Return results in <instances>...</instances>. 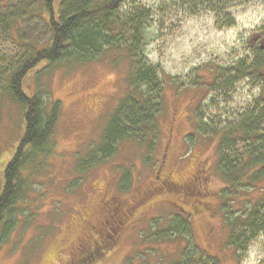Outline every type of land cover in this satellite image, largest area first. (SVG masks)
<instances>
[{"label":"trees","instance_id":"1","mask_svg":"<svg viewBox=\"0 0 264 264\" xmlns=\"http://www.w3.org/2000/svg\"><path fill=\"white\" fill-rule=\"evenodd\" d=\"M129 1L41 0V18L48 28V39L41 46L34 42L24 45L22 54L0 72V122L3 116L10 115L11 110H16L23 124L18 146L3 172L0 233L18 224L20 219L16 212L22 215L25 209L26 214L22 218L30 217L34 208L33 212H38V208L33 206L36 204L34 200L43 201V193L52 186L56 187V183L45 185L44 180L52 170L50 160L56 149L53 135L61 114L60 103L50 100L47 106L41 93L27 95L22 87L26 74L40 62L48 66L61 62L75 66L87 63L115 66L126 60V94L109 116L98 152L111 156L123 141H131L139 149L144 140H148L145 144L148 162L154 161L151 157L158 132V114L163 108L162 92L168 82L157 79L155 70L148 65L143 54L142 35L150 12L141 6L123 11ZM179 1L191 11L204 8L217 18L222 17L225 26H232L234 18L229 8L239 0ZM8 11L12 12L10 6L0 0V22L4 24L3 20H8V24H4L6 28L16 19L10 17ZM5 32L10 35L9 31ZM254 37L255 42L248 40L249 56L241 57L226 67L209 64L198 70L199 74L191 83L193 88L188 91L202 92L203 99L211 90L227 91L240 79H251V84L259 83L260 93L252 107L226 126L207 132L194 120L195 129L203 138L201 141L208 140L211 145V140H216L215 169L221 178L219 186H211L207 175L212 173L210 165L203 166V160L193 165L192 161L183 159L186 157L184 154L172 158L170 133L181 121H178L177 112H183L185 119L182 120L186 121L185 111L192 98L189 96L182 110L178 109L173 99L178 97L175 91L181 86L170 84L175 86V90L170 96L169 134L156 165L151 163L149 174L141 182H136L127 170L114 194L99 190L97 198L89 205L71 207L70 211L77 213L79 219L74 227L70 226L72 232L62 243H54L47 248L44 264L107 263V259L123 245L126 232L135 224L138 214L150 207L148 204L152 201V205L174 207V212L167 216L171 225L152 234H162L161 240H169L170 232L188 236L174 238L185 239L187 245L179 251L176 248L168 264H200L204 259L216 264H230L220 257L227 249L231 250L235 260L233 264H237L239 257L236 252L246 249L240 240L247 242L258 234H264V46L260 47V42L264 41V27ZM87 97L86 108H91L92 112L103 102L96 89H92ZM198 100L191 103L190 109H196L201 101L197 103ZM90 153L93 154L92 151ZM89 163L90 159L78 161V165L87 164L89 167L86 169L93 167ZM178 163L184 164L179 166ZM77 168L80 169L79 166ZM36 184L39 189H34ZM63 188L65 191L56 189L62 196L69 195L68 192L74 195L70 187ZM216 200H219L221 209V226L217 228L225 233L224 239H218L223 249L221 251L217 247L213 254H207L205 239L198 243L190 238V215L200 210L217 209L211 207Z\"/></svg>","mask_w":264,"mask_h":264},{"label":"rangeland","instance_id":"2","mask_svg":"<svg viewBox=\"0 0 264 264\" xmlns=\"http://www.w3.org/2000/svg\"><path fill=\"white\" fill-rule=\"evenodd\" d=\"M3 1L12 10L11 13L8 11L10 17L16 19L7 28L4 24H8V20H3L4 24L0 22V72L22 54L24 45L34 42L41 46L49 36L45 21L41 18V0ZM242 1L232 3L229 8L234 18L232 26H225L222 17L217 18L204 8L191 11L179 0H130L124 5L123 11L135 6L149 10L150 19L142 35L143 54L148 65L155 70L157 79L168 82L162 92L163 108L158 114V132L151 157L154 161L150 163L145 145L148 140H144L139 149L131 141H123L109 157L98 152L109 116L126 94V60H121L115 66L108 63L75 66L63 62L48 66L40 62L26 74L22 87L27 95L41 93L47 106L50 100L60 103L61 114L53 135L56 149L50 160L52 170L50 175H45L44 180L45 185L56 183L57 188L52 186L46 190L43 201L34 200L36 204L33 206L38 208V212H33L34 208L32 215L27 218H22L26 214L25 209L22 215L16 212V217L20 219L18 224L0 233V264H44L47 248L54 243H62L72 232L70 226L79 219L77 213L70 211L71 207L89 205L90 201L97 198L99 190L114 194L127 170L136 182H141L149 174L151 163L156 165L169 134L170 96L174 94V85L181 86L175 91L178 97L173 99L178 109L182 110L189 96L192 98L189 103L197 98V103L201 101L195 110L190 109V103L185 111L186 121L181 120L172 129V158L184 154L186 157L183 159L187 158L193 165L203 160V166L210 165L212 173L207 172V175L211 186H219L221 178L215 169L216 140H211V145L208 140L201 141L203 138L195 129L194 120L207 132L226 126L252 107L260 93L259 83L251 84V79H240L227 91L211 90L203 99L202 92L188 91L193 88L191 83L199 74L198 70L209 64L226 67L251 54L248 40L264 27V0H247L237 5ZM5 31H9L10 35ZM92 89L98 90L103 97V102L93 112L91 108H86L87 94ZM11 111L0 122V193L4 169L23 133L19 113ZM83 159H90L89 165L93 167L86 169L89 167L87 164L78 165V161ZM63 187H70L75 196L71 192L62 196L58 191H65ZM34 189H39V185L36 184ZM72 197L74 201L69 199ZM150 203V207L142 210L135 224L127 230L123 245L105 264H168L176 248L179 251L187 245L185 239H174L178 236L188 238L186 234L170 232L169 240L160 239L162 234L158 232L171 225L167 216L174 212V207L167 204L152 205L153 201ZM211 207L217 209H209L208 212L200 210L190 215V238L198 243L205 239L207 254H213L217 247L222 251L218 239H224L225 236L217 228L221 226L219 200L212 202ZM182 211L187 213L186 210ZM155 231H158L156 235L152 234ZM240 243L246 249L236 252L239 257L237 264H264V234H258L247 242L245 239L240 240ZM220 257L230 264L235 261L228 249ZM200 264L216 263L204 259Z\"/></svg>","mask_w":264,"mask_h":264},{"label":"flooded vegetation","instance_id":"3","mask_svg":"<svg viewBox=\"0 0 264 264\" xmlns=\"http://www.w3.org/2000/svg\"><path fill=\"white\" fill-rule=\"evenodd\" d=\"M176 110H177V109H176ZM176 110H174V113L176 112ZM180 110H181V109H180ZM174 113H173V114H174ZM175 114H176V113H175ZM177 116H178V121H179V120H182V118H184L183 112H181V111H180V112H177ZM184 119H185V118H184Z\"/></svg>","mask_w":264,"mask_h":264},{"label":"water","instance_id":"4","mask_svg":"<svg viewBox=\"0 0 264 264\" xmlns=\"http://www.w3.org/2000/svg\"><path fill=\"white\" fill-rule=\"evenodd\" d=\"M254 38H255V37L252 36V37L250 38L249 41L252 42V41L254 40ZM260 43H261V44H260V47H263V46H264V41H261Z\"/></svg>","mask_w":264,"mask_h":264}]
</instances>
